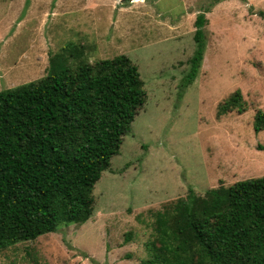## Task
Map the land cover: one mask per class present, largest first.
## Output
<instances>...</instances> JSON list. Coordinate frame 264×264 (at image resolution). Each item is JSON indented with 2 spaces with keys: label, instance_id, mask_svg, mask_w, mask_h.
<instances>
[{
  "label": "rangeland",
  "instance_id": "1",
  "mask_svg": "<svg viewBox=\"0 0 264 264\" xmlns=\"http://www.w3.org/2000/svg\"><path fill=\"white\" fill-rule=\"evenodd\" d=\"M210 2L0 0V92L43 77L55 55L57 66H70L69 45L89 63L126 55L146 92L94 187L91 218L16 244L0 264H141L151 212L189 188L202 195L264 176V130L253 131L255 113L264 112V0L214 4L198 75L183 94L178 89L196 48L193 22ZM235 91L245 112L217 118Z\"/></svg>",
  "mask_w": 264,
  "mask_h": 264
},
{
  "label": "trees",
  "instance_id": "2",
  "mask_svg": "<svg viewBox=\"0 0 264 264\" xmlns=\"http://www.w3.org/2000/svg\"><path fill=\"white\" fill-rule=\"evenodd\" d=\"M219 1L212 0L195 17L196 48L178 85L180 94L198 75L205 14ZM66 49L70 66H57L55 55L43 77L0 92V255L91 218L94 187L110 170L146 102L144 82L126 55L89 63L77 46ZM245 110L235 91L216 115ZM263 130L259 110L253 131ZM258 148L264 150V144ZM151 218L141 264H264V176L202 195L189 188L185 197L151 212Z\"/></svg>",
  "mask_w": 264,
  "mask_h": 264
}]
</instances>
